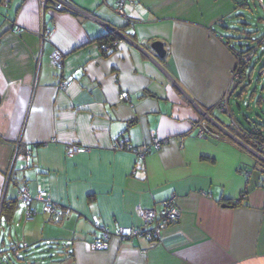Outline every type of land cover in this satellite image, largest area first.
<instances>
[{
  "label": "crops",
  "instance_id": "crops-1",
  "mask_svg": "<svg viewBox=\"0 0 264 264\" xmlns=\"http://www.w3.org/2000/svg\"><path fill=\"white\" fill-rule=\"evenodd\" d=\"M255 1L133 0L120 13L118 0H71L77 12L0 0V264H264V150L244 133L264 137V121L247 116V129L217 108L234 83L232 47H251L232 43L230 22ZM155 138L164 142L141 157ZM23 184L33 220L17 201ZM39 188L62 205L60 222L42 211ZM170 196L181 217L160 240L92 247L95 218L111 232L139 227L142 209ZM45 243L48 259L35 255Z\"/></svg>",
  "mask_w": 264,
  "mask_h": 264
},
{
  "label": "built area",
  "instance_id": "built-area-1",
  "mask_svg": "<svg viewBox=\"0 0 264 264\" xmlns=\"http://www.w3.org/2000/svg\"><path fill=\"white\" fill-rule=\"evenodd\" d=\"M127 1H133V0H118V11L120 13H123L122 6ZM43 5H46L47 3H51L53 8L56 10H65L70 12H77L81 10L76 5H74L71 0H42ZM4 5H7V1H3ZM264 44V39L262 41H257V43ZM100 49L103 53H111L113 52L117 47V40H110L108 42H101L99 44ZM255 52H250L246 55H243L241 59L237 57V65L233 71V86L230 87V89L226 92L224 97L221 99V101L218 104V109L221 112L230 114V95L232 93V90L234 89V86L236 85L237 81L240 78L239 73V67L242 61L249 62L252 59V56ZM54 62L59 64L61 60V53L59 50L54 51L53 53ZM260 76L264 77V66L260 67L259 69ZM260 83H262V80H260ZM68 86V83H62V87L66 88ZM122 99H127V95L124 93L121 95ZM1 102V99H0ZM199 124V123H198ZM232 124L234 126H237V123L235 120H232ZM245 133V132H244ZM253 142L258 145L261 149L264 150V137H260L257 133L252 134L250 136ZM164 141L160 140L159 138H155L151 141L150 144L144 146L142 149H140L139 153L141 157H145L147 153L150 151V147L152 144H155L157 147H160ZM22 145L21 139L17 142L15 157H17L19 149ZM116 148H125L126 145L123 141V139L118 140L115 143ZM80 150V146L78 145H70L68 147V154H75ZM30 152L27 153V158H30ZM14 165H12L13 169ZM37 200H39L42 203V211L48 215L51 216L52 220L54 222H60L64 216V210L62 205L60 203L54 201L43 188H39L38 194L36 196ZM33 196L30 193L29 188L23 184L19 186L18 193H17V201L19 203H23L25 205V211H26V219L27 220H33L34 217L37 214L36 209L33 207ZM142 218V224L139 227H130V226H119L114 231H110L108 228H105L102 226L99 219H94V225L96 228H101L102 232L101 235L97 236L94 241L92 242V247L96 250L105 251L110 248V239L112 236L118 237L120 239H127L132 238L136 236H143L151 241H157L160 240L162 237V230L163 228L176 223L180 217L181 212L180 209L177 206V202L174 196H170L167 199H165L161 203V207L159 210L157 209H142L141 213Z\"/></svg>",
  "mask_w": 264,
  "mask_h": 264
},
{
  "label": "rangeland",
  "instance_id": "rangeland-1",
  "mask_svg": "<svg viewBox=\"0 0 264 264\" xmlns=\"http://www.w3.org/2000/svg\"><path fill=\"white\" fill-rule=\"evenodd\" d=\"M250 3V9L243 8L238 11V13H241L243 16L236 15L234 17V21L230 22V26L233 27V30L228 33L235 37L234 40L232 39L234 45L240 47L241 44H243V47L246 48L251 46L252 52H255L250 61V67L254 68L250 85L244 92L240 107L235 102V98L231 99L232 102L230 105L232 114L234 113L237 116L235 118L247 129L253 127L252 124H249V121H246L247 116L254 123H260L262 120L264 121V103L262 102L258 105V99L262 95L264 87V77H261L259 72L260 67L264 64V44L261 42L259 44L257 43V41L264 39V3H260L258 0L254 3ZM248 35H252V37L248 38ZM260 80H262V83H260ZM228 117L230 118L229 115ZM52 247L54 246L45 243L41 247L42 251L35 255H39V257L42 256V259H48L49 257L47 254L53 250Z\"/></svg>",
  "mask_w": 264,
  "mask_h": 264
},
{
  "label": "trees",
  "instance_id": "trees-1",
  "mask_svg": "<svg viewBox=\"0 0 264 264\" xmlns=\"http://www.w3.org/2000/svg\"><path fill=\"white\" fill-rule=\"evenodd\" d=\"M242 5L243 6H247L249 9H250V6H251L250 2H244ZM116 39H118L116 36L115 37L111 36V37H109L108 39H106V40H104L102 42H108L110 40H116ZM242 46L243 45H241V47ZM232 48L234 49V52L236 53V56L239 57L240 59H241V57H243V55H246V54H248V53H250L252 51V47H249L247 49H244V48L243 49L242 48H237L236 49L235 47H232ZM262 66H264V64ZM253 69L254 68L250 67V63L249 62H244V61L241 62L240 67H239L240 78H239V80L236 83L237 87L235 86V89L240 87L239 88L240 91L237 92L236 96L237 95L238 96L242 95V93L247 90V87L250 85V79H251V76H252V73H253ZM259 100L263 102L264 101V97L261 95L259 97L258 101ZM246 131L247 132H245V135L248 136V137L252 136V134H255V133L260 135V137H263L260 133H258L256 131H253V130H246Z\"/></svg>",
  "mask_w": 264,
  "mask_h": 264
},
{
  "label": "water",
  "instance_id": "water-1",
  "mask_svg": "<svg viewBox=\"0 0 264 264\" xmlns=\"http://www.w3.org/2000/svg\"><path fill=\"white\" fill-rule=\"evenodd\" d=\"M237 3H242L243 0H235ZM152 47L155 49V51L158 53L159 56H164L167 54V49L164 45V42L156 40L152 43ZM264 103V101H263ZM210 129V127H208Z\"/></svg>",
  "mask_w": 264,
  "mask_h": 264
}]
</instances>
